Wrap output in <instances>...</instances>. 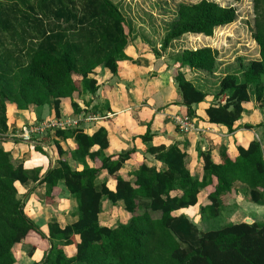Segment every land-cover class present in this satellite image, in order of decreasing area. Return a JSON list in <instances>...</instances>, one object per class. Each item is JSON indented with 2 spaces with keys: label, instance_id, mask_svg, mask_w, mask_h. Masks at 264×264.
<instances>
[{
  "label": "trees",
  "instance_id": "16d2710c",
  "mask_svg": "<svg viewBox=\"0 0 264 264\" xmlns=\"http://www.w3.org/2000/svg\"><path fill=\"white\" fill-rule=\"evenodd\" d=\"M252 3L253 40L259 60L248 65L241 80L236 75L222 77L214 103L205 110L208 123L225 127L228 133L234 132L243 105L251 101L250 88L257 109L264 106V0ZM236 16L235 8L207 0L181 4L161 49L165 51L185 35L210 38L216 29L234 23ZM131 33L110 0H35L34 4L0 0V264H15L13 249L17 245L29 246V256L41 250L44 257L39 264H264V222L225 223L201 231L187 216L174 215L194 207L199 193L209 186L214 188L207 196L209 205L200 208L201 222L218 219L225 210L222 200L231 192H242L248 203L264 206L263 124L243 127L260 129L261 140H252L246 148L237 146L234 158L221 147L220 163L215 164L209 153L198 150L203 161L200 179L185 168V153L175 146H160L149 147L147 152L155 155L164 169L141 164L132 185L119 174L132 152L106 156L108 139L103 128L92 135L80 127L47 130L46 135L54 132L56 138L71 140L75 149L63 152L57 144V166L40 179L38 171L27 172L3 150L7 104L19 111L52 106L59 118L61 100H70L73 113L82 114L73 96L96 94L92 76L97 68L116 76L118 64L131 61L125 55ZM217 56L216 50L204 47L183 50L171 59L178 65L173 83L181 98V117L195 118L193 106L207 97L185 79L182 70L213 74ZM151 139L149 131L141 137L146 144ZM94 147L98 149L92 151ZM34 149L44 153L37 145ZM68 159L83 169L74 170ZM86 160L96 167H88ZM101 171L115 181L114 192L97 182ZM29 181L45 186V204L53 202L62 185L76 203V222L64 229L50 223L44 233L24 213L26 194L21 197L15 187ZM173 192L180 195L171 196ZM102 200L112 205L121 202L128 222L112 228L101 226ZM68 246L75 249L71 257L63 250Z\"/></svg>",
  "mask_w": 264,
  "mask_h": 264
},
{
  "label": "crops",
  "instance_id": "0c3cea01",
  "mask_svg": "<svg viewBox=\"0 0 264 264\" xmlns=\"http://www.w3.org/2000/svg\"><path fill=\"white\" fill-rule=\"evenodd\" d=\"M199 36L207 39L202 35ZM125 55L131 61L120 62L116 76H112L108 70L102 68H97L94 71L92 77L98 87L94 96H73V100L84 111L80 115L73 113L70 100H61L59 118L55 116L52 106L19 111L15 105L7 104V136L2 143L3 150L10 153L12 160L21 164L27 172L36 173L38 171V178L40 179L49 168L57 166L59 155L56 145L58 144L63 152H68L75 149V144L71 140L56 138L54 132H49L47 135L42 136L40 141L48 148V152L41 154L34 149V145L20 141L18 134L22 126L38 124L46 120L71 121L73 125L69 127L70 129L80 127L87 135H92L99 128H103L107 132L108 139V148L105 150L106 156H117L132 152L129 160L123 164L119 174L125 181L133 185L134 173L141 164L153 167L157 171L164 169L157 157L147 152L149 147H177L186 155L185 168L190 175L200 179L203 161L198 156V150L209 153L213 163L218 164L220 163L218 151L221 147H225L229 156L234 158L237 155V146L246 148L252 140H261L260 129L253 131L245 130L243 127L245 125H264V106L261 111L255 110L256 107H254L255 103L253 101L244 104V112L240 120L234 124V132L228 133L225 127L208 123L205 110L214 103L212 96L209 95L203 103L193 106L195 120L203 132H180L173 120L174 117L180 116L181 107V98L173 83V73L178 65L173 64L174 62L171 59L157 57L150 52H140L137 46L133 47L131 44L126 47ZM182 72L185 79L196 87L197 83L194 79H190L189 75L202 78L211 75L188 69H183ZM217 85H219V81ZM89 117H94L95 120L89 121ZM147 131L152 135V139L148 144L143 143L141 140V137ZM257 133L260 135H257ZM97 149L98 147H94L92 151ZM68 162L74 170L81 171L83 169L82 165L70 162V159H68ZM86 164L90 168L96 167V164L89 160H86ZM97 182L104 183L110 191H115L116 183L106 171H101L98 174ZM15 187L19 195L24 196L26 194L24 213L44 233H47V226L50 223H56L60 229H64L67 225L76 222V203L69 197L62 185H59L61 192L53 199L51 204H45L42 199L45 194V186L39 185L38 181H29L25 185L16 183ZM213 188L214 186H209L201 191L197 196V204L194 207L179 210L174 215H185L197 224L196 222L200 220V208L209 205L207 196L213 191ZM237 194L231 192L229 196L224 197L225 199L222 200L223 205H229V201L234 200ZM179 195L178 192L171 193V196ZM108 207L111 210L118 208L121 215L123 214L120 224L128 222L129 215L123 210L121 202L112 205L109 201L102 200L99 215L101 226L116 227L112 226V222H114L112 215L106 213ZM227 209H229L228 206ZM233 216L232 212L227 213L225 216H222L221 213L219 218L225 220L227 218L226 223H233L231 220ZM27 249L30 250V247L26 245L14 247L13 253L16 251V254H13L15 264H39L41 262L44 257L41 250L33 251L30 256L29 253L23 256V251ZM63 250L68 257L73 256L75 252L73 246L65 247ZM20 252L22 255L18 258L17 253Z\"/></svg>",
  "mask_w": 264,
  "mask_h": 264
},
{
  "label": "rangeland",
  "instance_id": "374dc122",
  "mask_svg": "<svg viewBox=\"0 0 264 264\" xmlns=\"http://www.w3.org/2000/svg\"><path fill=\"white\" fill-rule=\"evenodd\" d=\"M27 1L30 4H34L35 0ZM110 1L118 7L127 24L131 28L132 33L129 44L133 47L137 46V49L140 52L155 53L159 57L174 59L175 56H179L184 49L209 47L216 50L218 56L214 71L215 74H211L206 78L189 75V78L194 79L197 83L198 89L202 90L210 97L212 96V98L218 93L219 87L217 84L223 75H236L241 80V73L248 67V65L252 61L259 60V50L253 40L255 30L252 0H207L209 2L217 3L222 7L235 8L237 15L235 22L231 25L216 29L213 36L207 39H198L191 35H185L180 39L173 41L165 51L161 49L163 38L169 30L172 21L176 17L179 5H192L202 0ZM23 9L25 10L26 6H22V10ZM262 80L264 82V76ZM249 93L251 101L254 102L252 88L249 89ZM212 101H214V98ZM254 107H256V110L257 106L255 105ZM260 110L262 111V109ZM254 130L256 131V129H253V131ZM257 135L260 134L257 133ZM227 206L229 209L226 210ZM227 206H224L225 210L222 211V216L232 212L234 214L231 218L233 223L264 222V206L259 207L248 204L242 192H239L234 197V200H230L229 205ZM106 213L113 217L112 220L114 222H112V226H117L121 223L123 214L121 215L118 208L111 210L108 207ZM226 220L218 218L211 222H201V220H199L196 223L201 231H206L219 228L222 224L227 222ZM29 251V249L23 251V256L28 255ZM13 254H16V251H14ZM21 255V252L17 253L18 258Z\"/></svg>",
  "mask_w": 264,
  "mask_h": 264
},
{
  "label": "built area",
  "instance_id": "2783aa9c",
  "mask_svg": "<svg viewBox=\"0 0 264 264\" xmlns=\"http://www.w3.org/2000/svg\"><path fill=\"white\" fill-rule=\"evenodd\" d=\"M88 120L93 121L95 118L89 117ZM173 120L176 128L182 133L203 132V130L197 125L195 118L176 116ZM72 125L73 122L63 120H52L40 124H28L20 128L18 138L23 143H29L31 145L41 147V150L44 153H47L48 148L44 144L40 143L41 137L46 135L47 130L52 131L55 129H66Z\"/></svg>",
  "mask_w": 264,
  "mask_h": 264
}]
</instances>
